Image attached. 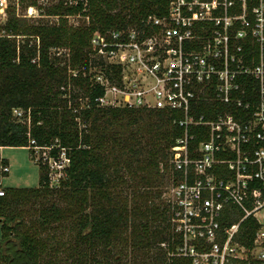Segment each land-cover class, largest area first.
Returning a JSON list of instances; mask_svg holds the SVG:
<instances>
[{"label":"trees","instance_id":"16d2710c","mask_svg":"<svg viewBox=\"0 0 264 264\" xmlns=\"http://www.w3.org/2000/svg\"><path fill=\"white\" fill-rule=\"evenodd\" d=\"M169 1L59 0L44 12L57 16L56 22H26L2 12L7 18L0 26V146L56 142L70 163L57 186H50L48 169L38 162V186L4 189L0 264H127L122 256L128 246L142 257L140 264H185L168 261L160 247L166 242L172 250L177 236L164 191L153 190L161 180L178 178L169 163L170 148L182 134L172 120L175 112L98 106L102 89L90 78V69L103 64L90 57L95 31L140 25L148 14L164 16ZM74 15L83 20L70 23ZM51 49L66 52L57 56ZM84 98L87 107L81 105ZM16 107L29 109V125L13 117ZM131 182L137 190L129 198L124 186ZM31 202L37 207L26 219L18 206ZM255 230L254 219L246 218L240 241L250 246ZM65 233L69 238L62 242ZM116 239L124 242L119 251Z\"/></svg>","mask_w":264,"mask_h":264},{"label":"built area","instance_id":"2783aa9c","mask_svg":"<svg viewBox=\"0 0 264 264\" xmlns=\"http://www.w3.org/2000/svg\"><path fill=\"white\" fill-rule=\"evenodd\" d=\"M90 57L103 62L90 69L102 89L96 105L174 111L182 127L169 160L178 178L163 192L177 236L172 250L160 243L168 261L264 264V0H170L164 16L95 31ZM12 115L30 124L29 109ZM28 147L57 186L70 163L65 147ZM8 171L0 154V174ZM248 217L250 246L240 241Z\"/></svg>","mask_w":264,"mask_h":264},{"label":"rangeland","instance_id":"374dc122","mask_svg":"<svg viewBox=\"0 0 264 264\" xmlns=\"http://www.w3.org/2000/svg\"><path fill=\"white\" fill-rule=\"evenodd\" d=\"M69 3L73 0H67ZM35 2L36 5H31ZM59 0H0V26L6 21L7 15L2 14V12H15L18 17H22L26 22H33L37 20H43L48 22H56L57 16L44 14L45 9L49 6L55 5ZM83 20L79 15H74L69 18L70 23L78 24ZM19 39V38H18ZM31 43L35 40L32 38ZM63 49H51L52 55H57L61 53L64 56ZM0 154L3 158H6L9 165V171L5 174H0V189H5L7 187H36L39 182V164L32 156V152L28 148L24 147H14L7 146L0 149ZM162 183L158 187H154L153 190L166 191L170 186L171 181L161 180ZM125 191H127L129 198L137 190L135 182H131L128 186H124ZM37 207L32 202L24 205L18 206L19 209L24 210V213L30 219V211ZM1 221L0 218V239H1ZM128 234V232H127ZM69 234L65 233L59 237V239L64 242L68 240ZM114 250H121L124 242L121 239L114 240ZM127 264H140L143 262L142 257L139 253L131 250L127 247V254L122 256ZM148 260V259H147ZM148 262V261H147Z\"/></svg>","mask_w":264,"mask_h":264},{"label":"crops","instance_id":"0c3cea01","mask_svg":"<svg viewBox=\"0 0 264 264\" xmlns=\"http://www.w3.org/2000/svg\"><path fill=\"white\" fill-rule=\"evenodd\" d=\"M5 147H7V146H5ZM3 148V147H2ZM24 148H27V147H24ZM6 161H7V159L6 158H4ZM7 163H8V161H7Z\"/></svg>","mask_w":264,"mask_h":264}]
</instances>
